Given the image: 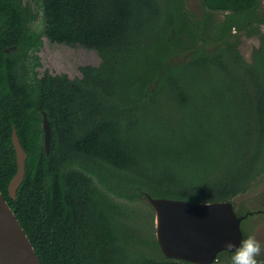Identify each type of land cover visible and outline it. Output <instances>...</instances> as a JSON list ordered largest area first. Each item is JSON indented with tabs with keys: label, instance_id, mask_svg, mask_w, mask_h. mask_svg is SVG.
<instances>
[{
	"label": "trees",
	"instance_id": "obj_1",
	"mask_svg": "<svg viewBox=\"0 0 264 264\" xmlns=\"http://www.w3.org/2000/svg\"><path fill=\"white\" fill-rule=\"evenodd\" d=\"M202 5L227 14L215 46L184 0H41L42 31L23 0H0V191L42 264H198L166 257L155 230L134 237L119 199L153 216L146 193L233 201L264 178L261 0ZM233 26L259 33L253 63L226 38ZM44 35L101 62L39 74ZM14 127L28 154L15 198Z\"/></svg>",
	"mask_w": 264,
	"mask_h": 264
},
{
	"label": "water",
	"instance_id": "obj_2",
	"mask_svg": "<svg viewBox=\"0 0 264 264\" xmlns=\"http://www.w3.org/2000/svg\"><path fill=\"white\" fill-rule=\"evenodd\" d=\"M14 47L7 48V51ZM42 127L46 152L50 150L51 127L42 111ZM12 141L16 151L17 171L8 190L15 198L25 176L28 157L15 127ZM155 216V236L162 253L169 258L198 264H210L218 255L231 252L226 242L239 246L244 234L242 220L248 213H238L233 201L196 202L168 197H153L146 193ZM246 212V211H245ZM234 250V249H233ZM0 264H42L28 235L12 207L0 191Z\"/></svg>",
	"mask_w": 264,
	"mask_h": 264
},
{
	"label": "rangeland",
	"instance_id": "obj_3",
	"mask_svg": "<svg viewBox=\"0 0 264 264\" xmlns=\"http://www.w3.org/2000/svg\"><path fill=\"white\" fill-rule=\"evenodd\" d=\"M23 2L27 3L30 7L32 28L42 31L44 20L41 0H23ZM184 5L185 9L193 14L194 19L199 25L208 20L207 34L211 38H216L212 40L207 39V43L215 46L217 38L221 37L222 24L226 20L227 15L226 12L210 11L203 7L202 0H184ZM259 15L260 17H264V0H261ZM258 25L260 32L264 31V23ZM42 38L43 46L37 52L41 61V65L36 68L39 74L48 70L54 74L66 73L70 77L81 76L80 66L87 64L99 65L101 62L99 54L94 49L84 48L81 45L73 47L64 43L51 42L45 35ZM226 38L228 41H238V48L247 62L253 63L255 61L256 51L260 48L259 33H249L233 26L231 30H228ZM201 42L197 41V44ZM175 58L179 59L181 56H176ZM261 62H264V56H262ZM261 69L264 73V65H261ZM119 200L127 207L129 212L126 218L129 232L137 239L151 237V233L155 230V216L154 213L153 216L151 215L150 207L145 203L147 207L144 206L139 201ZM233 203L238 214L244 213L247 210L252 211L241 222L244 238H247L249 235H255L262 245H264V178L250 191L235 197ZM140 248L149 253L156 254L147 244L141 243ZM231 255L232 253H221L217 262L219 264H231ZM257 259L260 261V264H264V252Z\"/></svg>",
	"mask_w": 264,
	"mask_h": 264
},
{
	"label": "clouds",
	"instance_id": "obj_4",
	"mask_svg": "<svg viewBox=\"0 0 264 264\" xmlns=\"http://www.w3.org/2000/svg\"><path fill=\"white\" fill-rule=\"evenodd\" d=\"M225 249L232 252L231 264H260L257 258L264 252V245L255 235H249L241 239L239 246L226 242Z\"/></svg>",
	"mask_w": 264,
	"mask_h": 264
}]
</instances>
